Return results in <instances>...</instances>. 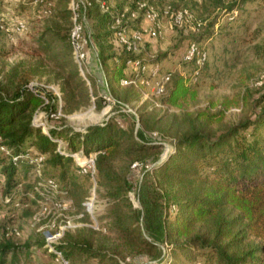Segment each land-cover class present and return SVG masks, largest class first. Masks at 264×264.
I'll list each match as a JSON object with an SVG mask.
<instances>
[{
  "label": "trees",
  "instance_id": "16d2710c",
  "mask_svg": "<svg viewBox=\"0 0 264 264\" xmlns=\"http://www.w3.org/2000/svg\"><path fill=\"white\" fill-rule=\"evenodd\" d=\"M35 1L37 12L52 18L38 34L39 45L35 52L45 55L60 73L62 110L70 113L89 101L87 84L79 75L72 55L73 13L63 0ZM207 1L219 7L225 5L224 0ZM242 2L244 0H228L232 5L225 9L232 10ZM108 6V0H80V21L85 27L84 20H93L92 25L97 30L95 38L101 41L102 50L106 47L104 40L113 35L110 27L114 17L121 11L117 8L111 12ZM0 26L7 28L2 19ZM121 52L111 69L118 81L128 60L141 59L123 48ZM148 60L157 62L159 58L152 56ZM43 65L44 59L27 71L20 72L16 68L9 80L11 90L0 84V167L5 208L15 209L29 202L39 204L51 199L60 207L68 205L76 209L81 222H91L93 217L98 223L109 220L113 230L118 232L121 247L134 261L145 255L154 264H264V107L252 119L218 126L217 130L212 128V123L220 124L223 110L184 113L175 136V151L143 173L137 192L140 208H136L128 197L132 183L127 174L115 172L112 163L125 156L130 161L141 159L149 153L156 159L157 145L147 142L144 129L154 128L160 120L150 124L149 119L140 114L142 129L139 128L135 136L133 128L125 131L113 119L104 125L90 126L84 133L60 126H49L48 131L43 132L34 123L36 111L44 108L56 112L58 109L56 96L45 93V101L42 92L28 86L30 78L39 74ZM128 92L118 101L126 100ZM187 93L182 78L177 77L166 101L175 105ZM97 106L100 107V103ZM59 138L67 145L58 148ZM79 151L86 155L96 153L93 178L74 160L72 154ZM39 156L43 160L36 164L33 159ZM45 165L51 166L52 174L46 175ZM37 167L41 173L35 176ZM56 168H59L61 185L55 176ZM28 173H33L35 179L21 189L19 195L20 177ZM79 177L87 179L91 186L95 184V192H103L107 201L103 215H97L95 210L93 215L88 212L85 203L90 192L86 196V190L78 183ZM6 198L10 200L5 203ZM96 231L85 226L74 230L66 228L55 249L68 264L91 261L121 264L125 261L126 255L118 247L94 245ZM37 243L55 256L44 240ZM28 247L29 242L19 246L0 237V264H18L22 251Z\"/></svg>",
  "mask_w": 264,
  "mask_h": 264
},
{
  "label": "rangeland",
  "instance_id": "374dc122",
  "mask_svg": "<svg viewBox=\"0 0 264 264\" xmlns=\"http://www.w3.org/2000/svg\"><path fill=\"white\" fill-rule=\"evenodd\" d=\"M136 1L147 2L159 11L164 8H170L174 12L187 9L193 17L181 26H171L170 17L161 16L160 35L146 37L140 52L131 53L139 55L143 60L146 69L139 73V78L147 83L136 81V83L124 84L123 79L134 78V73L127 63L120 80L114 79L111 69L116 57L122 53L123 47L119 45L113 34V22L110 27L113 35L110 34L109 38L104 40L106 47L102 50L101 41L95 38L97 30L92 25L93 20L87 18L84 20L85 27L83 26V33L87 39L85 77L79 68L78 71L87 84L89 101L70 113L63 111L60 73L50 61L45 59V55H38L35 52V48L39 45L38 34L43 26L52 22L51 15L38 13V3L35 0H0V20H4L7 24V28L0 26V84L5 89L11 90L9 80L16 68L20 72L27 71L29 67L39 64L44 59V65L38 70L40 73L33 75L28 83L30 88H37L43 96L45 93H52L57 97L56 112L40 108L33 117L34 123L43 132H47L49 126H60L84 133L90 126L104 125L107 120L113 119L125 131L133 128L135 136L137 130L142 129L140 114L143 113L150 124L159 119L154 128L144 129L148 137L147 142L157 145L156 159H153V153H149L141 159L130 161V158L125 156L112 163L115 172L127 174L133 185L131 192L128 193L129 200L133 207L140 208L137 192L142 175L175 151V136L179 126L182 125L184 113L194 114L204 110L213 113L223 110L224 118L220 124L212 123V128L217 130L218 126H228L243 119H252L264 107V0H244L228 11L225 8L232 5L228 0H224V7L215 6L207 0H108V7L111 12L120 8L127 14L136 10L138 18L129 20L133 27L152 25L144 20L143 12L137 9ZM63 2L70 10L73 4H80V0H63ZM79 16L81 18L80 13ZM19 22L24 24L22 30L16 29ZM197 22H200L199 26L195 24ZM191 42L197 43L200 50L206 53L202 65H197L194 61H185L183 58ZM100 56L105 57L102 59ZM152 56L158 57L159 60L150 62L148 58ZM153 68L157 69V74L154 76L151 72ZM165 73L171 74L170 80L165 83L162 91L157 92L155 84ZM177 77L182 78L188 93L175 105H171L166 99ZM127 91H129L126 94L127 99L122 103L119 102L118 99H123ZM104 96L110 97L112 102L108 103ZM98 103L100 107L97 106ZM39 119L44 126L39 124ZM66 145L63 139H57L58 148ZM54 170L56 179L61 185L59 168ZM45 171L48 175L52 174L53 169L50 165H45ZM36 174L40 175L37 171L35 176ZM2 179L3 173L0 167L1 237L19 246L29 242V247L26 251H22L18 264H61L60 260L56 259V255H50L37 242L45 241L47 231L54 234L61 228L74 230L79 226L97 230L93 238L96 247H118L120 252L126 255L125 261H121V264H154L145 255L137 257L135 261L132 256L127 255L121 247L118 232L113 230L109 220L103 219L98 223V219L93 217L91 222H81L78 220L80 213L76 209L68 208V205L60 207L51 199L39 204L29 202L15 209L5 208ZM34 179L33 173H28L26 177L21 176L22 185L17 187V194L20 195L21 189L24 190L26 185L32 184ZM78 183L86 190V196L90 192L88 199L93 198L96 214L103 215L107 206L103 192H95L96 185L91 186L85 178L79 177ZM174 208L172 207L173 210ZM68 223L71 227L67 226ZM197 260L202 261L200 258ZM88 264H95V261Z\"/></svg>",
  "mask_w": 264,
  "mask_h": 264
},
{
  "label": "built area",
  "instance_id": "2783aa9c",
  "mask_svg": "<svg viewBox=\"0 0 264 264\" xmlns=\"http://www.w3.org/2000/svg\"><path fill=\"white\" fill-rule=\"evenodd\" d=\"M136 6L138 10H142L143 17L146 22H150L152 25L149 26H142V27H133L132 24L129 23V20H135L138 18L137 11H130L128 14L125 11H121L116 14L112 29L113 34L119 43L123 47L124 50H126L129 53H138L142 49L144 45V40L146 37H158L160 35V26H159V20L161 16H169L171 20V26H181L184 22H189L193 19L192 15L187 9H182L178 11H172L170 8H164L162 11L157 10L156 7H154L151 4H148L147 2H140L136 1ZM79 9L80 4L76 3L71 6V10L73 13L72 16V27L70 31V44L72 48V55L77 63V66L79 68V71L81 74L85 77L84 68L87 70L86 66V60H87V39L84 36L83 33V23L80 21L79 16ZM130 21V22H131ZM197 26L200 25V22L195 23ZM194 24V25H195ZM24 28V24L22 22H19L16 26L17 30H22ZM184 60L185 61H194L197 65H202L206 58V53L198 47L197 43L191 42L187 46V50L184 54ZM127 66L131 68L132 73H134L133 79H123L122 82L124 84H131V83H147V81L139 78V73L143 72L146 69L145 64L142 62L141 59H130L127 61ZM153 76L157 74V69L153 68L151 69ZM170 73H165L159 77L155 84V88L157 92L162 91L163 86L165 83H167L170 80ZM88 82V81H87ZM43 98L46 101V98L43 96ZM106 101L112 102V99L110 97L104 96ZM38 119V118H37ZM39 124L44 126V123L39 119ZM60 147V146H59ZM74 160L84 166V171H89L92 178L95 172V153H89L85 154L83 151H79L77 153L72 154ZM43 160L42 156L35 157L33 161L36 164H39ZM136 165V164H134ZM40 174V168L37 167L36 170ZM10 199L6 198L5 201L8 202ZM86 208L88 212L93 215L94 208H93V198H89L87 202L85 203ZM1 213V212H0ZM1 217V214H0ZM68 227H71V225L68 223ZM64 232V228H61L60 231L57 233L51 234L50 231H47V234L45 236V242L46 246L49 248V250H52L55 255L56 259H59L61 264H67V261L63 257L60 251L55 249V244L58 242V240L62 237ZM0 233V237H1Z\"/></svg>",
  "mask_w": 264,
  "mask_h": 264
}]
</instances>
